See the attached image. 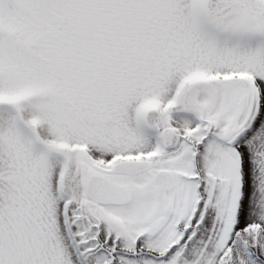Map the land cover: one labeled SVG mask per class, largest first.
I'll return each mask as SVG.
<instances>
[{
  "label": "snow or ice",
  "instance_id": "6c2138e0",
  "mask_svg": "<svg viewBox=\"0 0 264 264\" xmlns=\"http://www.w3.org/2000/svg\"><path fill=\"white\" fill-rule=\"evenodd\" d=\"M0 264H264V0H0Z\"/></svg>",
  "mask_w": 264,
  "mask_h": 264
}]
</instances>
